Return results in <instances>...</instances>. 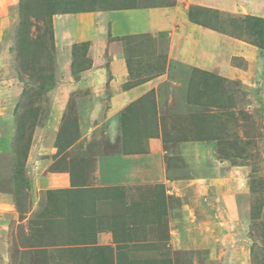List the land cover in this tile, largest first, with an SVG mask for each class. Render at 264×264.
<instances>
[{
  "label": "crops",
  "instance_id": "crops-1",
  "mask_svg": "<svg viewBox=\"0 0 264 264\" xmlns=\"http://www.w3.org/2000/svg\"><path fill=\"white\" fill-rule=\"evenodd\" d=\"M7 1L11 4L17 2ZM159 1L161 0H94L87 2L89 7H85L84 11L58 13L52 17L55 46L65 52V48L87 42L86 56L91 61L90 66L78 74V79L72 82L70 89L64 91L63 85L59 84L51 91L52 94L57 92L55 97H58L59 93L61 98H65L66 94L67 97L71 95L72 100L78 96V102L79 96L84 93L88 95L87 98H91L87 106L94 108L89 110L85 107L84 116L76 112L79 117L75 119L76 124H73L71 129L73 134L76 132L78 138L76 139V134L73 137L75 141H86L85 152L92 150L93 143H96L99 137H103L111 145H117L118 150L101 152L96 151L99 147L95 146L93 150L97 154L92 153V150L93 163L92 167L88 166V175L84 168L78 170H81L79 176L82 175V181L79 176L75 179L78 173H72L74 169L70 171L69 162L57 163L59 159L64 160L63 154L74 147L75 142L55 156L57 164L51 165L55 168L42 170L46 166L44 164L34 176L28 173L26 177L24 171H18V181L11 170L7 171L6 181H1L5 174L0 172V212H5V208L11 207V203H17L12 200L16 186L23 185L21 190L28 189L31 192L26 202L29 203L28 214L17 221L19 223L28 219L33 223L41 219V222L47 217V222L54 220L51 218L53 214L43 216L49 208V192L57 193L58 199L65 201L64 203H85V197H81L85 195H79V191L88 193L103 190L102 193H93L89 201L96 205H92V215H86L87 218L97 219L92 226L96 231L88 229L82 238L93 241L91 248H107L109 252L100 250L103 252L98 254L99 250H96L94 256L89 255V264H100L97 260L105 263L111 250H114V261L120 258L122 260L118 264H125L124 256H129L126 247L118 251L115 249L116 244L103 243L106 236L118 240L120 247L137 249L135 255L139 257L138 264H156L158 252H166L165 256H171L181 250L172 245L171 239L165 244L166 248L170 249L162 251L159 242H154L156 235L146 234L148 228L153 225L152 222L156 221L152 214L160 218L159 213L154 212V205L160 204L163 212L160 211V214L167 217L171 215L172 210L175 213V208H171L169 203L177 201L180 203L178 214L191 220L193 207L196 205L192 200L194 197H205L200 204L212 198V203H217L218 207L224 203H237L236 191H233L237 187L232 181L236 171L224 169L223 162H218V158L208 151L209 137L215 133L213 123L216 119L202 116L196 111L199 102L193 99L196 91L191 77L193 72H199L203 77L209 75L208 77L229 80L231 78L220 71L224 66V59L231 54L232 57H253L259 50L240 38L226 34L221 30L222 26L215 24L217 17L218 22H223L224 13L221 7L226 0H164V3L158 4ZM3 3L0 0V28H5L2 25L4 21L8 22L9 7L14 9L13 5L8 7ZM106 3L113 6L107 7ZM200 9L211 11L212 18L210 15L208 18L199 15ZM191 12L194 19L190 17ZM71 21L75 25L70 26ZM144 35L149 37L140 47L152 48L147 52L150 54H146L142 59L144 72H138L134 67L130 70L126 62L127 52L132 45L135 46L136 39ZM150 41L155 45L150 44ZM250 48L254 49L255 53L251 52ZM180 66L182 71L185 68L190 72L185 84L174 80ZM234 69L236 72V67ZM84 85L86 87H83ZM177 96H183L184 99L178 100ZM189 100L193 103L192 108L189 107ZM54 101L57 109L61 106V114L59 117L55 116V121L49 119L52 124H47L52 130L53 127L59 129L64 124L63 114L67 112L68 102L62 104L57 103L56 99ZM78 102L75 101L73 107H76ZM174 106L177 108H173ZM11 108L10 114L4 113V118L9 117L8 122L13 120L16 106ZM99 109L101 110L97 115ZM127 109L130 111L124 117L122 112ZM114 113H118L116 129L110 122ZM8 134L0 136V159L4 158V165L10 159L8 155L3 156L11 143V136ZM116 135L120 137V141L116 139ZM39 145L40 148L45 147L44 144ZM56 147L52 145V148L47 150L52 152L53 149V152H56ZM177 150L182 152V159L189 162L193 159L192 156L201 159L206 155L211 162H217L215 167L219 168L220 173L216 171V176L198 175L193 176L194 178L186 174H190L191 169L173 173L166 162L171 163V160H174ZM51 163L49 161L47 164ZM3 164H0V167ZM83 181L84 183H81ZM238 184L241 186L242 181ZM34 191L38 192V196L33 195ZM150 195L152 198H149ZM88 222L92 224V221ZM170 234L174 236L175 232L171 231ZM13 235L15 236L14 232ZM108 246H113V249ZM80 259L79 253L73 251L71 264H79L76 261ZM62 262H65L63 257ZM167 263H170V260H167Z\"/></svg>",
  "mask_w": 264,
  "mask_h": 264
},
{
  "label": "rangeland",
  "instance_id": "rangeland-1",
  "mask_svg": "<svg viewBox=\"0 0 264 264\" xmlns=\"http://www.w3.org/2000/svg\"><path fill=\"white\" fill-rule=\"evenodd\" d=\"M16 1V4H11L7 0L4 3L1 0L3 5L14 6V9L9 7V11L7 10L8 22L4 21L2 24L5 28H0V136L4 137L7 133L11 136V143L8 144V149H5V155H3H8L11 160L9 159L4 165V158L0 159V164H3L0 167V172L5 174L1 181H6L7 171L10 172V170L13 172L15 180L18 181V171H24V177L28 176V173L30 176H34V173L40 170L42 165H46L42 168L44 170L63 161L70 163L68 167L70 171L74 169L72 173H78L75 179L84 169L88 175L87 172L90 169L88 166L92 167L91 163H93L91 157L94 155L91 154H97L93 148L99 147L96 151L101 152H115L118 150L117 145H111L103 137H99L96 143H93V152L92 150L85 152L86 141H75V137H71L76 134V132L73 134L71 129L72 125L76 124L75 119L79 117L76 112L82 113L81 116H84L85 107H88L89 110L94 107L87 106L88 101L83 107H81L82 103L73 107V103L78 102V96L74 97V100L70 97L71 95L67 97V94L65 98L59 97L60 93L58 97H55L57 92L56 94L51 92L54 88L50 92L41 91L40 84L43 80L39 81L37 78L39 72H45L46 68H50L54 73L55 71L62 73L57 85L62 84L64 91L71 88V81L68 80L70 78L68 56H65V60L61 62L60 66L64 67L62 69L65 71L57 68L58 53L56 50L59 51L62 48L55 46L54 43V47H51L50 42L47 41L46 27L50 23H47L48 16L45 17L42 14H47L50 11L49 8H41L40 0ZM88 1L94 2V0ZM170 1L166 0L165 2ZM87 2L82 3L81 6L89 7ZM157 3H164V0ZM221 9L224 13L223 22H218L219 18L217 17L215 24L218 23L222 26L221 30L230 32L231 35L241 33V39L253 47L254 45L250 42L253 37L246 38V31L244 27L240 26V23H231L230 31L227 24L230 23L232 11L264 18V0H226ZM200 11L199 15L202 14L206 18L210 15L212 18L211 11L205 9H200ZM70 23V26L75 25L73 21ZM25 24L28 27V37L38 38L39 42L44 47L46 46V51L50 55L44 48V53L37 56L35 62L28 61L30 57L27 50L28 40L20 36L22 25ZM148 37L144 35L136 39L135 46L132 45L127 52L126 62L130 70L134 67L138 72H144L142 59L146 57V54H150L147 52L152 48L140 46ZM150 44L155 45L152 41ZM38 47L39 43H36L35 51ZM201 49L203 50V47ZM250 50L255 53L254 49L250 48ZM257 52L253 57L248 58H242L243 55H241L242 57L228 55L224 59V66L220 71L230 77L229 80L221 77H208L209 75L203 77L202 73L193 72L191 79L194 81L193 87L196 91V96H193V99L199 102L196 111L202 116L216 119L213 123L215 133L209 137L208 151L218 158V162H223L224 169L230 168L236 171V176L232 178V181L237 187L233 190L236 191L237 203H224L223 206L218 207L217 203H212V198L208 200L206 197L207 200L200 204L205 197H194L192 200L196 205L193 207L191 220L186 217L182 218L178 214L180 203L177 201L169 203L171 208H175V213L172 210L171 215L167 217L160 214L162 212L160 204L154 205V212L159 213L160 218L154 213L152 214L156 221L152 222L153 225L148 228L146 234L156 235L157 239H154V242H159L162 251L170 249L166 248L165 244L171 239H173L172 245L177 249L181 248L173 253L174 256H165L166 252H161L162 254L158 252L159 258H157L156 264H264V54L260 58ZM12 54L13 57L16 56L15 65L10 61V57L13 60ZM222 58L224 57L222 56ZM136 59L138 60L136 61ZM234 67H236V72ZM178 69L174 80L177 83L185 84L190 72L185 68L182 71L181 66ZM176 98L184 99L183 96ZM54 99L58 101L57 103L68 102L67 112L63 114L64 121L62 123L64 124L59 129L53 127L52 130L47 124L49 119L55 121V116L59 117L61 114V106L59 105L57 109L54 106ZM13 105L16 106L13 111V120L8 122L9 117L4 118V113L7 115ZM192 105L193 103L189 100V107L192 108ZM100 110L96 112L97 115ZM128 111L130 109L122 112L124 117ZM114 115L110 122L116 129L118 113H114ZM49 124L52 123L49 122ZM86 126L83 125V127ZM83 130L81 129V131ZM119 138L116 135L118 141H120ZM73 142L76 145L69 148ZM39 143L48 148L45 149L43 146L40 148ZM52 145L57 146L56 152H53L55 151L53 149L51 150L53 153L48 151ZM67 148L69 149L63 154L64 160L59 159L56 163L55 156ZM22 149H26L24 160L18 155V152L23 153ZM202 157L205 158L196 159L192 156L193 159L190 160L192 163L189 164V160L184 161L182 152L177 150L174 160H171V163L166 162V164L175 174L178 170L189 171L191 169L190 174L186 173L191 178L198 175L216 176V171L218 174L220 173L219 168L215 167L217 162H211V159L206 155ZM43 158L44 161H42ZM49 161L52 163L48 165ZM19 163L22 165L20 166ZM79 169L81 170L78 172ZM79 178L81 181L84 180L82 175ZM241 181L242 185L240 186L238 183ZM22 188L23 185L16 186L14 190L15 196L12 200H16L17 203H11V207L5 208V212H0V264H71L73 251L79 253L81 258L76 262L89 264V255L94 256L93 253L96 250H99L98 254H102L103 251L100 250L109 252L107 248H91L90 244L93 241L82 238L85 231L91 229L90 222H88L91 220L86 215H92V205H96L89 199L93 193H102V189L95 192L88 191V193L84 190L79 191V195H85L81 196L85 197V203H64L65 201L62 202L58 199L57 193L49 192L47 200L50 204L47 213L43 216L47 217L49 213L53 214L51 218L54 220L47 222L49 218L47 217L45 221L41 222L39 221L41 219L38 218L39 220H35V223L31 219L19 223L17 221L28 214L29 203L26 202L31 196L28 189L20 190ZM34 193L35 197L38 196V192ZM213 195L214 193L211 194V196ZM149 198L152 196L150 195ZM213 200H215L214 197ZM58 216L60 218H56ZM171 231L175 232L174 236H171ZM109 239L106 236L103 243L116 244L115 249L118 251L126 247L129 256H124L125 264L139 263V257L135 255L137 249L133 247L127 249V246L120 247L117 243L118 240ZM72 244L76 246L72 247ZM108 247L113 249V246ZM161 255L163 259H161ZM62 257L65 262H62ZM106 259L108 261L105 263L98 260L97 262L118 264L122 260L119 258L118 261H114V250L107 254ZM173 259L174 261H172ZM167 260H170V263H167Z\"/></svg>",
  "mask_w": 264,
  "mask_h": 264
},
{
  "label": "trees",
  "instance_id": "trees-1",
  "mask_svg": "<svg viewBox=\"0 0 264 264\" xmlns=\"http://www.w3.org/2000/svg\"><path fill=\"white\" fill-rule=\"evenodd\" d=\"M88 0H40L41 3V8L44 7H48L49 8V12L47 14L42 13L45 17L48 16V22L50 23L49 26L46 27V35L48 36L47 41L50 42V46H53V43L55 44V39H54V28H53V23H52V17L55 14L58 13H75V12H80V11H84L83 9L85 7L81 6L82 3L87 2ZM103 1V0H102ZM107 7H112L113 4H105ZM209 16V15H208ZM207 16V18H208ZM190 17L194 19V16L191 12ZM231 23H240L241 27H244L245 31H246V38L252 36V40L250 41L255 47H257L258 54L259 57L262 58L263 57V52H264V18L260 17V16H255V15H248V14H241V13H231L230 14V23L227 24V27L231 28ZM20 30V29H19ZM19 32V31H18ZM20 36L23 38H25L26 40H28L27 45L28 47V53H29V58L28 61H36V57L39 56L40 54L44 53V48L46 51V46L44 47L43 44H41L39 42L38 38H29L28 37V27L25 25H22V29L20 30ZM226 34L231 35L230 32L224 31ZM241 34V33H240ZM240 34H233L231 36H234L236 38H240L241 36ZM245 41V40H243ZM36 43H39V47L37 48V50L35 51L36 48ZM74 46V47H73ZM71 46V48L67 49L65 52H63L64 50H59L56 52L57 54V68H64V67H60L62 65L61 62H63V60H65V56H68V70H69V76L70 78L68 80L71 81V84L73 81H76L78 79V74L80 72H82L83 70L87 69L90 64L91 61L90 59L86 56L87 54V49H88V44L87 42H82L78 45H73ZM46 53L48 55H50V53H48V51H46ZM260 53H262L260 55ZM13 57V54H12ZM10 61L14 62L13 65L16 64V56L12 58L10 57ZM11 66V65H10ZM64 66V65H63ZM64 70V69H62ZM45 72L42 73V71L39 72L38 74V78L37 80L41 81L40 87H42L41 91L44 90L45 92H50L53 88L55 89L56 85L58 84V80H60V73H57L55 71H52L50 68H46L44 69ZM65 71V70H64ZM63 71V72H64ZM58 74V75H57ZM42 91V92H44ZM80 95V94H79ZM83 95H80L79 98V102L78 105L82 103L81 107H83V105L91 98H87L88 95L86 93H84V97H82ZM72 98V97H71ZM73 137V135L71 136ZM74 138V137H73ZM71 145V144H70ZM69 146V145H68ZM23 153L18 152V155L21 156V158L24 160L25 155H26V149H22ZM21 159V160H22ZM20 166L22 165L21 163H19ZM21 190V189H20ZM92 221V224L90 223V226L92 228V226L94 225V223L96 222V218H91L90 219ZM96 231L95 228H92ZM93 231V230H92ZM112 251V250H111Z\"/></svg>",
  "mask_w": 264,
  "mask_h": 264
}]
</instances>
